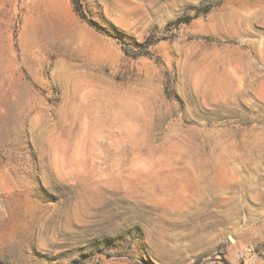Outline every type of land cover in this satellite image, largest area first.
Returning a JSON list of instances; mask_svg holds the SVG:
<instances>
[{"label":"rangeland","instance_id":"rangeland-1","mask_svg":"<svg viewBox=\"0 0 264 264\" xmlns=\"http://www.w3.org/2000/svg\"><path fill=\"white\" fill-rule=\"evenodd\" d=\"M0 0V264H264V0Z\"/></svg>","mask_w":264,"mask_h":264},{"label":"trees","instance_id":"trees-1","mask_svg":"<svg viewBox=\"0 0 264 264\" xmlns=\"http://www.w3.org/2000/svg\"><path fill=\"white\" fill-rule=\"evenodd\" d=\"M74 1H75L76 6H77V12L80 13L81 18L83 20L87 21L91 27H94L96 29L97 26L92 21L87 20L86 16L84 15V13H83V11L81 9L79 0H74Z\"/></svg>","mask_w":264,"mask_h":264}]
</instances>
